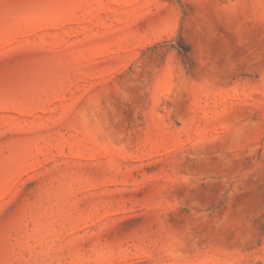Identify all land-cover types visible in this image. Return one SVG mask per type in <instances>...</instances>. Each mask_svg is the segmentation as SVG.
Wrapping results in <instances>:
<instances>
[{"label": "rangeland", "instance_id": "rangeland-1", "mask_svg": "<svg viewBox=\"0 0 264 264\" xmlns=\"http://www.w3.org/2000/svg\"><path fill=\"white\" fill-rule=\"evenodd\" d=\"M0 264H264V0H0Z\"/></svg>", "mask_w": 264, "mask_h": 264}]
</instances>
